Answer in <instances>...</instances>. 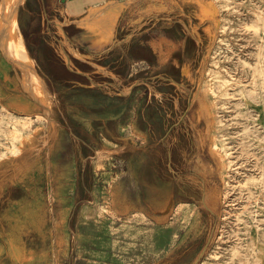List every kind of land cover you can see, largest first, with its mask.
I'll return each mask as SVG.
<instances>
[{"label": "crops", "instance_id": "obj_1", "mask_svg": "<svg viewBox=\"0 0 264 264\" xmlns=\"http://www.w3.org/2000/svg\"><path fill=\"white\" fill-rule=\"evenodd\" d=\"M0 4V117L45 118L0 158V264H204L223 167L195 83L212 4Z\"/></svg>", "mask_w": 264, "mask_h": 264}, {"label": "rangeland", "instance_id": "obj_2", "mask_svg": "<svg viewBox=\"0 0 264 264\" xmlns=\"http://www.w3.org/2000/svg\"><path fill=\"white\" fill-rule=\"evenodd\" d=\"M208 1L213 38L195 83L210 112V149L223 167L211 181L218 217L204 264H264V0ZM43 124L40 115L1 116L0 158L16 154Z\"/></svg>", "mask_w": 264, "mask_h": 264}, {"label": "bare ground", "instance_id": "obj_3", "mask_svg": "<svg viewBox=\"0 0 264 264\" xmlns=\"http://www.w3.org/2000/svg\"><path fill=\"white\" fill-rule=\"evenodd\" d=\"M1 3H2V2H1ZM0 5H1V4H0ZM10 14H11V13H10ZM30 74H31V73H30ZM33 74H34V73H33ZM31 76H34V75H31ZM33 79H34V78H33ZM34 80H36V79H34ZM37 85H39V84H37ZM36 87L38 88V87H40V86H36ZM38 89H39V88H38ZM35 90H36V89H35ZM39 90H40V89H39ZM39 90H38V92H40ZM226 238H227V237H226Z\"/></svg>", "mask_w": 264, "mask_h": 264}]
</instances>
